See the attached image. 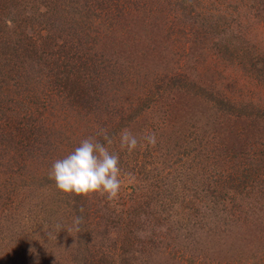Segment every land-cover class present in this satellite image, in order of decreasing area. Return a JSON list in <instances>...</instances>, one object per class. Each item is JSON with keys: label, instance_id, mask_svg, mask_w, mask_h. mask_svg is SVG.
<instances>
[{"label": "rangeland", "instance_id": "rangeland-1", "mask_svg": "<svg viewBox=\"0 0 264 264\" xmlns=\"http://www.w3.org/2000/svg\"><path fill=\"white\" fill-rule=\"evenodd\" d=\"M47 2L0 0V102L8 108L0 109L13 102L7 114L22 113L23 124L24 113L30 124L43 118L47 140L58 143L47 153L50 145L29 149L13 128L0 136V264L29 256L42 264L57 253L69 264L67 246L75 245L67 239L83 230H70L73 199L61 197L48 173L114 124L138 139L154 132L157 142L129 154L112 131L122 187L113 201H80L90 206L87 245L110 264H264V0H63L62 11ZM80 54L123 82L101 86L96 105L54 94L61 62ZM137 98L144 111L121 123L115 110L130 112Z\"/></svg>", "mask_w": 264, "mask_h": 264}, {"label": "trees", "instance_id": "trees-1", "mask_svg": "<svg viewBox=\"0 0 264 264\" xmlns=\"http://www.w3.org/2000/svg\"><path fill=\"white\" fill-rule=\"evenodd\" d=\"M57 1L60 4L56 3L54 5V7L58 6L60 8L61 2H62V4H64V2H63V0H57ZM66 2L74 4V0L73 1L66 0ZM66 2H65V4H66ZM42 4H44V6L47 7V5H48L47 0H42ZM84 7L87 8L88 6L86 5ZM74 8H77V7L74 6ZM61 9L63 10L62 5H61V8L59 10H61ZM106 9L109 10V8H106ZM98 12L100 13L101 11H98ZM103 15H105V14H103ZM102 16H99L100 19H102ZM100 43L101 42H98L97 45H99ZM97 53H99V52H97ZM84 56H85V54H84ZM66 60L67 61H73V62L71 65H68L69 63L65 64V63L61 62L64 69L63 70L59 69L55 72V76H54L53 81L56 82V84H55L56 87L53 88V90H54V94H56L58 98L67 99L69 105H71L74 102L75 98L77 99L78 104H80L82 101H84V102L88 101V102H91L93 105L94 104L96 105L98 100H100L99 96L105 95L104 92L102 90H100L101 86H105L106 89L107 88L111 89L113 87H115V89H116L117 87H119L120 84L123 83V82H121V83L119 82L121 79H118L116 81V79H115L116 75H114V78L109 77L110 79L108 77H106L105 73L108 71L109 67L104 66L101 69L98 68L94 64V61L91 62L90 59H88L87 55L85 57H83L82 54L78 55L77 57L72 55V57L70 56ZM4 64H6V62L4 63V62L0 61V71L3 68ZM69 66H70V68H69ZM112 70H113V73L116 74V70L114 68H112ZM93 74L100 75V78L97 76H94ZM58 76H60V77H58ZM106 78H107V80H106ZM0 92H3V90L1 88H0ZM96 96H98V97H96ZM148 100H151V98L146 97L142 101L144 103L145 101H148ZM140 101H141V99L137 98L136 100H133L132 102L129 103L131 106V108H129L130 112L124 113L123 108H120V111L115 110L116 112H119V114H120L121 123L123 121L134 120L139 114H141L144 111V110H142V111L140 110V106H139ZM99 104L100 103H98V105ZM106 104H109V103L107 102ZM1 105L2 106L4 105V108L8 109L6 107V102H3V103L0 102V107H1ZM142 105H141V108H142ZM14 107L15 106H14L13 102H11V105L9 106V112H10V108H14ZM147 107H148V105H147ZM2 109L3 108L0 109V112L4 111L5 119L3 120L4 126L2 127L3 129L0 132V136L1 135L7 136L8 131H11V128H13L12 130L16 133L17 136L24 138L25 140L27 138L26 143H27V146H29V149H32L34 147V144H38L39 146H44V144L50 145L51 148L46 147L47 153L50 150L56 149V146L58 143L55 141L47 140L49 137V133H48L49 132V128H48L49 124H45L44 122H42L41 120L43 118H40V121L37 124H35V123L30 124V120H29L30 115L24 113V117L26 118L27 123L23 124L25 122H24L23 116L21 117V115H20L22 113L17 114L19 117L10 119V117L7 114L9 112H7L6 109H4V110H2ZM12 111H17V107ZM26 115H27V117H26ZM1 116H0V118H1ZM115 125L116 124L109 126V127L108 126L104 127L107 129L108 134L111 137H112V131H115V133L118 134V131H120V129H121V125L120 126H115ZM124 125L126 126L125 123H124ZM50 127H51V125H50ZM41 131H42V133H41ZM35 132H36V135H35ZM27 134L29 135L28 137H26ZM98 139H99V137H98ZM39 146H38V148H39ZM22 151H24V150H22ZM46 151H44V152H46ZM52 154L53 153L49 154V156L47 157L48 162L52 158H53V161L55 160L54 156H53L54 154L53 155ZM122 155H123L122 153L119 154L120 159H121ZM44 158L45 157H41V159H43L41 161H44ZM20 168H22V167H20ZM26 168H29V171L31 169V167H29V166H26ZM15 172L19 173L21 171L19 168H17L15 170ZM19 174H22V173H19ZM31 177H32L31 182L33 185V181L36 178H34L35 177L34 174ZM36 183H34V184L36 185ZM236 184L240 188V186L242 185V182L239 180L236 182ZM72 199H73V202H67V204L70 207L72 212L70 215L66 216V219L70 220L73 223V217H75V216L82 217L83 223L80 226H81V229L83 230V233H82V236L80 238H79V236H77L74 238L68 237V239H67L68 241L71 242L70 244L75 245V246H69V247L67 246V250H70L73 252V254H71L72 260L69 261V264H80V261H82V260H84V264H88V260H87L86 256L85 257L81 256L82 252L89 254V256L91 257L90 262L92 264H110V263H108V260L111 261L110 257L101 248L92 249V248H94V245H95L94 242L87 245V243L92 239V232L90 229L85 230L88 225L84 224V219H88L90 216V214L88 212V210L90 209V206H85L83 208H80L82 205V203L80 201L83 198L72 197ZM14 202H15V200L12 201L13 204H14ZM86 202H88V200H86ZM74 207H75V209H74ZM136 211H138L137 208H136ZM143 213L147 214V210L144 209ZM82 215H84V216H82ZM125 228H127V227H125ZM73 235H74V232H73ZM124 238H125V241L127 243L133 244L131 242V240L127 237V235H124ZM60 242L61 241H58V243H60ZM125 249L128 250V248H126V247H125ZM118 251L119 252L116 254L118 255V258L120 259L123 256V245L121 243H120V246L118 247ZM16 252H17V254L20 253L18 249H16ZM14 253H15V251L13 252V254ZM16 257L17 256H15L14 258H16ZM40 260H41V258H38L37 256H29V258L26 257L25 264H39L38 262ZM63 260H64V256H61L60 254L57 253L55 255V257H53L52 259L48 258L47 261L43 262L42 264H62ZM74 260H77V261H74ZM123 260L124 259L120 260V264H125V261L122 262ZM181 262L185 263L183 261H181Z\"/></svg>", "mask_w": 264, "mask_h": 264}, {"label": "clouds", "instance_id": "clouds-1", "mask_svg": "<svg viewBox=\"0 0 264 264\" xmlns=\"http://www.w3.org/2000/svg\"><path fill=\"white\" fill-rule=\"evenodd\" d=\"M142 141L155 146L156 134L147 132L138 139L128 128L119 133L120 150L129 154L136 150ZM113 142V137L109 136L106 128H98L95 136L84 138L73 151L54 161L48 175L62 198L92 199L100 196L108 201L118 198L122 187V173L119 154L110 151ZM82 223V217H73L70 230L79 232Z\"/></svg>", "mask_w": 264, "mask_h": 264}]
</instances>
